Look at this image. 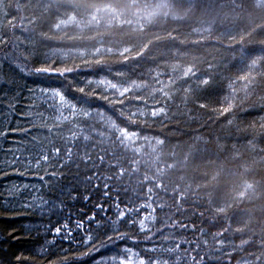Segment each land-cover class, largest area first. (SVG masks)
I'll return each instance as SVG.
<instances>
[{
  "label": "trees",
  "instance_id": "trees-1",
  "mask_svg": "<svg viewBox=\"0 0 264 264\" xmlns=\"http://www.w3.org/2000/svg\"><path fill=\"white\" fill-rule=\"evenodd\" d=\"M3 55L29 73L48 70L20 80L25 88L10 127L30 126L19 117L31 103L52 114L39 92L28 89L53 91L58 135L43 147L61 149L49 171H62L60 185L74 186L77 196L66 198L50 221L35 211L14 220L6 218L13 212L0 215V228H15L19 237L9 238L6 248L28 256L32 239L40 238L25 226H58V220L74 222L93 212L99 218L97 204L119 202L121 209L137 210L131 218L155 217L150 232L118 225L122 231L140 241L172 240L169 254H145L152 244L126 242L162 264H264V0H189L188 6L176 0H0ZM206 75L212 83L186 96L184 90ZM230 85L247 102L220 117L211 108L229 95ZM18 142L28 145L25 155L37 154L27 136L10 132L0 137V160L22 147ZM68 148L73 161L61 169ZM4 170L12 174L0 176V193L28 184L37 189L33 195L52 197L40 180L43 171L20 176Z\"/></svg>",
  "mask_w": 264,
  "mask_h": 264
},
{
  "label": "snow or ice",
  "instance_id": "snow-or-ice-1",
  "mask_svg": "<svg viewBox=\"0 0 264 264\" xmlns=\"http://www.w3.org/2000/svg\"><path fill=\"white\" fill-rule=\"evenodd\" d=\"M7 65V67H5ZM211 70V65L209 66ZM48 70L38 67L33 69L31 73L27 71L26 66L21 65L10 55L0 56V91L5 88L3 95L0 96V103L7 101L4 107L6 111H0V125L4 126V130L0 131V137H6L9 133H22L27 136L33 150L37 151L36 155H25L24 152L28 150V145L23 142H18L22 147L9 149L11 155L0 160V176H8L12 173L5 171V168L11 169L13 173L24 176L30 173L44 172V176H40L43 184L53 192L51 198L45 199L40 195H33L36 192L35 187L28 184L23 185H9L6 187L5 193H0V215L6 212H13L15 216L6 217L9 220L16 219L17 216L24 214V212H38L40 219L56 215L59 210H62L67 199L75 200L77 196L74 195L76 188L61 186L59 180L64 177V173L56 170L49 171V168L54 169L53 159L60 158L61 149L53 147L46 150L43 145L47 142L49 145L54 143V138L58 135V124L55 122L56 105L53 99L54 93L48 87H40L39 89H28L29 93L39 92L40 97L43 98L42 103L46 105V110L51 111V115L45 116L44 112L34 110L37 109L35 103L29 104L28 110L24 112L19 118L29 120L30 126L10 127L13 116H17L16 109L20 107L19 100L21 91L25 88L20 80L24 76L45 74ZM49 75L51 73H48ZM187 78V77H185ZM243 79V77H241ZM239 82V81H237ZM212 83V76L206 75L200 79L199 82L192 88L185 89L186 96L195 95L201 88L209 86ZM240 93L235 87L230 85L229 95L224 96L223 100L219 102L218 107L211 108L213 113H218L220 117L232 113L237 103H246L247 100H238ZM247 95L245 90V96ZM29 99L35 100V96H30ZM264 99V98H262ZM264 106V105H262ZM198 107L201 109H209L207 103H199ZM232 123L231 120L228 121ZM36 132H47V135H31ZM36 145H40L38 149ZM73 161V153L71 148H68L65 153L63 163H60L59 168H64L68 163ZM87 163V160H84ZM44 165H48L45 168ZM49 177L50 179H46ZM93 177H86L88 182H91ZM32 192L28 193V198L18 199L23 196L24 192H28L29 188ZM99 188V185H95ZM110 185L104 184V197H108V189ZM90 197L85 196L88 200ZM97 210L103 213L97 218V212L87 215L84 219H77L74 222L71 219H65L63 222L57 221L58 226H53L49 223H35L25 226V230L30 234L36 233V237L40 239H32L33 247L28 256L23 253H14L10 248L4 245L11 239H19L14 233L16 229L13 228L8 231L0 228V234H3V239L0 240V264H162L156 258H149L147 255H142L141 250H136L133 247L127 246L126 242L131 240L133 244H152L151 247H144L143 253H155L159 250L161 253H172V249L166 247L167 244L172 243L169 238H163L159 241H154L150 236L140 241L136 235L129 231L134 227H138V233L144 234L150 232V225L155 222V217L149 218L148 215L137 219L131 218L137 212L135 208L125 206L121 209L119 202L111 205L110 208H105L103 204L96 205ZM111 208H115L112 216L108 215ZM23 210V211H22ZM114 217V218H113ZM123 225L125 229L121 230ZM163 231V230H161ZM51 236V239H49ZM67 244L68 247L64 245ZM124 245L123 247H118ZM159 246V247H158ZM80 249H85L79 251ZM107 249H116L110 255H100ZM180 264V261H177Z\"/></svg>",
  "mask_w": 264,
  "mask_h": 264
},
{
  "label": "rangeland",
  "instance_id": "rangeland-1",
  "mask_svg": "<svg viewBox=\"0 0 264 264\" xmlns=\"http://www.w3.org/2000/svg\"><path fill=\"white\" fill-rule=\"evenodd\" d=\"M177 2H179V3H181V4H186L187 6H188V2H189V0H176ZM186 5H184V6H186ZM173 16L174 15H176V13L175 12H172L171 13ZM247 262H245V261H243V262H241L240 264H246Z\"/></svg>",
  "mask_w": 264,
  "mask_h": 264
},
{
  "label": "bare ground",
  "instance_id": "bare-ground-1",
  "mask_svg": "<svg viewBox=\"0 0 264 264\" xmlns=\"http://www.w3.org/2000/svg\"><path fill=\"white\" fill-rule=\"evenodd\" d=\"M184 5H186V4H184ZM171 11L178 14L179 9L177 8V5H175L173 9L171 8Z\"/></svg>",
  "mask_w": 264,
  "mask_h": 264
}]
</instances>
